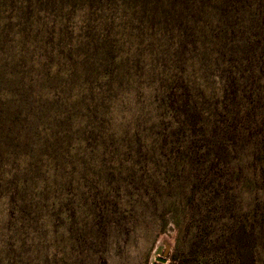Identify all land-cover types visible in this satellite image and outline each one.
I'll return each mask as SVG.
<instances>
[{
    "label": "trees",
    "instance_id": "16d2710c",
    "mask_svg": "<svg viewBox=\"0 0 264 264\" xmlns=\"http://www.w3.org/2000/svg\"><path fill=\"white\" fill-rule=\"evenodd\" d=\"M254 8L0 0V199L35 212L68 190L93 192L95 182L141 181L138 167L159 151L188 162L224 145L262 60L259 25L244 15ZM212 227L196 229L170 264H222L225 245L219 253L214 244L233 235L235 264H260L253 232L241 225L225 237Z\"/></svg>",
    "mask_w": 264,
    "mask_h": 264
},
{
    "label": "rangeland",
    "instance_id": "374dc122",
    "mask_svg": "<svg viewBox=\"0 0 264 264\" xmlns=\"http://www.w3.org/2000/svg\"><path fill=\"white\" fill-rule=\"evenodd\" d=\"M238 1L256 7L244 15L259 25L252 33L262 60L255 76L246 74L251 99L224 145L188 162L159 151L138 167L141 181L95 182L93 192L68 190L35 212L0 199V264H170L189 249L196 229L216 226L228 237L241 225L254 233L264 264V0ZM58 201L67 206L53 207ZM206 213L211 220L204 223ZM236 237L214 244L219 253L225 245L222 264H235Z\"/></svg>",
    "mask_w": 264,
    "mask_h": 264
}]
</instances>
